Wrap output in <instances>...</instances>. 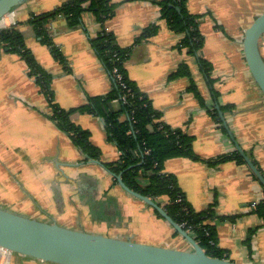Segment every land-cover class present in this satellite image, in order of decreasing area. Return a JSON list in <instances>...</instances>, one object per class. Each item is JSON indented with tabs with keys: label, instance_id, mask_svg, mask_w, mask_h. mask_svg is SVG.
I'll return each instance as SVG.
<instances>
[{
	"label": "crops",
	"instance_id": "1",
	"mask_svg": "<svg viewBox=\"0 0 264 264\" xmlns=\"http://www.w3.org/2000/svg\"><path fill=\"white\" fill-rule=\"evenodd\" d=\"M66 1L27 0L5 18L8 27L17 26L27 49L50 74L59 107L78 108L90 97L113 90V79L91 43L105 27L121 48L131 50L125 63L127 75L148 95L163 123L194 139L197 159L170 158L164 174L177 179L195 211L214 209L212 223L218 247L226 253L224 259L264 264V219L255 213L256 205L264 200V185L246 161L218 162L221 157L240 155L239 144L264 176V94L244 52L245 33L262 14L249 11H257L260 0H188L190 13L201 16L204 45L198 54L181 46L185 35L170 30L155 0H111L115 10L105 24L91 13H85L83 24L76 27L62 17L49 24L50 36L63 54L62 63L28 21ZM150 28H155L154 34L144 37ZM261 52L264 57V38ZM201 59L211 65L209 77ZM182 64L188 65L190 76L171 78ZM194 85L200 98L191 90ZM217 106L229 129L210 114ZM51 115L50 104L36 78L29 75L26 61L0 45V203L44 212L50 219L88 218L109 231L127 229L129 217L138 221L133 209L138 203L104 167V163L120 161L121 155L108 138L104 118L82 113L71 117L74 124L89 131L92 144L101 150L98 163L87 159ZM147 183L141 179L142 185ZM166 201L165 197L160 200ZM0 208L9 210L5 204ZM137 208L143 214L150 209L145 203ZM155 216L144 217L142 228L149 229L145 235L155 237L164 230V239L183 238ZM160 220L171 230H165ZM136 236L126 230L114 238L134 241ZM7 252L0 248V264H51Z\"/></svg>",
	"mask_w": 264,
	"mask_h": 264
},
{
	"label": "trees",
	"instance_id": "2",
	"mask_svg": "<svg viewBox=\"0 0 264 264\" xmlns=\"http://www.w3.org/2000/svg\"><path fill=\"white\" fill-rule=\"evenodd\" d=\"M155 4L160 8L161 17L165 19L170 30L185 35L181 46L189 48L192 54H198L204 45L200 31L201 16L190 13L187 7L188 0H155ZM114 10L115 4L111 0H67L55 10L32 16L28 24L51 49L55 58L65 63L63 54L50 36L49 24L62 17L70 27H76L83 24L85 13H91L99 22L105 24L113 16ZM154 32L155 28H150L144 33V37L152 36ZM91 43L103 67L111 75L114 88L105 96L90 97L87 104L81 107L65 110L56 103L50 74L40 66L27 49L25 38L17 26L0 31L2 48L20 54L26 61L29 75L36 78L50 104L51 119L70 136L87 159L99 161L102 153L92 144L89 131L72 122L71 117L75 113L104 118L108 138L117 146L121 154L120 161L104 163V167L114 178L121 175L130 189L151 198L163 207L176 223L196 239L209 256L224 259L226 253L218 247L217 231L212 223L215 218L214 209L211 207L202 212L195 211L186 200L177 179L164 174L165 163L170 158L197 159L193 149V137L167 127L148 95L140 91L129 79L125 63L129 59L130 49L121 48L116 43L114 35L105 27L98 37L91 40ZM200 64L209 77L211 65L203 59ZM116 69L122 75V81H119L114 73ZM182 76H190L186 64L180 65L171 78ZM191 90L200 98L195 85ZM215 96L218 94L216 93ZM210 114L216 122L219 124L222 122L217 108H212ZM234 159L246 163L238 154L221 157L218 162ZM142 178L148 181L146 185L141 184ZM115 182L118 183L116 178ZM162 197L167 198L163 204L160 202ZM154 212L162 218L156 210ZM255 213L264 219V200L256 205Z\"/></svg>",
	"mask_w": 264,
	"mask_h": 264
},
{
	"label": "water",
	"instance_id": "3",
	"mask_svg": "<svg viewBox=\"0 0 264 264\" xmlns=\"http://www.w3.org/2000/svg\"><path fill=\"white\" fill-rule=\"evenodd\" d=\"M27 0H0V21ZM264 38V14L246 31L244 52L247 65L264 94V57L261 41ZM219 115L228 128L220 106ZM230 137L235 140L229 132ZM237 151L264 185V176L239 144ZM99 163V161H97ZM128 194L156 210L193 248L181 251L132 240L112 238L102 234L64 228L55 223L41 222L0 208V248L52 264H235L227 259L209 256L196 239L176 223L163 207L132 189L121 175L115 176Z\"/></svg>",
	"mask_w": 264,
	"mask_h": 264
},
{
	"label": "rangeland",
	"instance_id": "4",
	"mask_svg": "<svg viewBox=\"0 0 264 264\" xmlns=\"http://www.w3.org/2000/svg\"><path fill=\"white\" fill-rule=\"evenodd\" d=\"M255 8L257 9V11H249L252 12L254 14L257 13H262L261 15L264 14V0H260L259 4L255 6ZM254 9V10H256ZM253 16V15H252ZM130 195V194H129ZM132 198L135 199V201L138 204H134L133 207L134 213L138 214V221H136V219L134 218V220H132V217L128 218V222H127V229L123 228L122 230H120V232H118L117 230H106V228L100 227L94 223L91 222V220H88V218H68V217H55L50 219V215L44 212H39V211H28V210H24V209H20V208H16L14 207L13 203L10 202H1L0 206L2 204H5V206H7L9 208V210L14 214L20 215V216H24L27 217L29 219H34V220H38L41 222H47V223H55L58 224L59 226H62L64 228H68V229H72V230H79V231H84V232H88L91 234H102L104 236H108V237H116L119 235H122V232H126V230L134 232V234L138 233V236H136L134 238V242L136 243H140V244H148V245H154V246H160V247H165V248H169V249H175V250H181V251H192L193 248L188 244V242L186 240H184L183 238H180L179 236H176L174 239L169 238L164 239L166 237H164L165 235H163L164 230H159L158 233H155V237H151L148 235H145L144 233L148 232L149 229H143L142 225L145 222V218H150V215L155 216L154 211L152 210V208L150 207L149 211L146 214H143V212H139L137 209V207H139L141 204H143L144 202L139 200L138 198L130 195ZM140 204V205H139ZM11 206V207H10ZM156 217V216H155ZM162 223V227L165 228V230H167V228L170 231L171 227L168 226L164 221L160 220ZM166 224V226L164 225ZM153 229H151L152 231ZM142 232V233H141ZM144 232V233H143ZM6 253L7 250H5ZM14 255H18V254H14ZM20 255V254H19ZM17 257V256H15ZM21 257V256H20ZM24 257V256H23ZM27 257V256H26ZM41 261V260H39ZM44 262V261H43ZM52 264V263H51Z\"/></svg>",
	"mask_w": 264,
	"mask_h": 264
},
{
	"label": "built area",
	"instance_id": "5",
	"mask_svg": "<svg viewBox=\"0 0 264 264\" xmlns=\"http://www.w3.org/2000/svg\"><path fill=\"white\" fill-rule=\"evenodd\" d=\"M6 28H8V25H7L5 18H4L2 21H0V31L4 30ZM114 73L116 74L119 81H122V79H123L122 75L118 72L117 69L114 71ZM123 99L125 100V97Z\"/></svg>",
	"mask_w": 264,
	"mask_h": 264
}]
</instances>
